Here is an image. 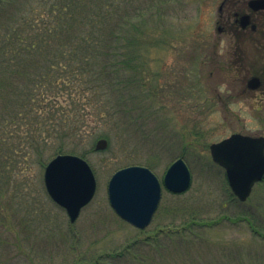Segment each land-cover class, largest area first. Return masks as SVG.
I'll return each mask as SVG.
<instances>
[{
    "label": "rangeland",
    "instance_id": "374dc122",
    "mask_svg": "<svg viewBox=\"0 0 264 264\" xmlns=\"http://www.w3.org/2000/svg\"><path fill=\"white\" fill-rule=\"evenodd\" d=\"M39 1L0 0V31L17 17L38 13L32 5ZM248 1L169 0L152 12L156 42L143 47L142 82L156 103L143 102V93L130 96L132 91H126L121 119L87 123V129L98 134L118 125L125 138L121 149L112 150L107 144L97 150L98 141L80 139L71 145L74 150L66 152L86 154L83 158L97 180L94 198L75 223L49 197L45 168L34 164L35 157L29 160L22 178L28 188L26 209L31 212L27 214L31 230L26 235L32 242L28 241L31 246L23 264H94L99 258V264H264V240L259 236L264 234V179L247 201H239L209 149L234 133L264 137V11L257 17L254 35L238 31L234 17ZM254 76L262 78V87L250 90L247 84ZM132 107L135 111L127 113ZM50 150L45 156L53 154ZM178 159L190 170L191 186L178 195L163 189L160 208L145 230L115 213L108 184L118 170L147 167L162 183ZM192 211L201 213V219L221 221L198 227L197 236L159 235L158 247L142 245L148 236L174 228L176 216ZM135 242L137 249L131 256L122 261L107 259V254L125 251ZM18 262L12 264H22Z\"/></svg>",
    "mask_w": 264,
    "mask_h": 264
},
{
    "label": "trees",
    "instance_id": "16d2710c",
    "mask_svg": "<svg viewBox=\"0 0 264 264\" xmlns=\"http://www.w3.org/2000/svg\"><path fill=\"white\" fill-rule=\"evenodd\" d=\"M168 1L40 0L32 5L39 10L32 18L17 17L0 31V264L16 259L23 264L31 246L26 235L31 230L28 188L22 178L29 160L35 157L34 164L45 168L55 156L74 150L71 145L80 139L92 144L104 139L112 150L121 149L125 138L118 125L98 134L87 129L88 121L121 119L126 91H132L130 96L143 93V102L156 103L142 82L143 47L155 44L152 12ZM49 149L53 154L47 157ZM200 214L176 216L174 228L148 236L142 245L158 247L159 235L197 236L198 227L221 221L204 220ZM259 236L264 240V234ZM136 245L107 254V259L122 261ZM101 262L99 258L94 264Z\"/></svg>",
    "mask_w": 264,
    "mask_h": 264
},
{
    "label": "water",
    "instance_id": "95a60500",
    "mask_svg": "<svg viewBox=\"0 0 264 264\" xmlns=\"http://www.w3.org/2000/svg\"><path fill=\"white\" fill-rule=\"evenodd\" d=\"M249 8L253 12L264 10V0H250ZM236 23L245 29L252 23L251 16H239ZM251 28L256 31L257 26L252 24ZM260 86L261 79L256 76L247 84L250 90H257ZM106 146L107 141L100 140L96 149ZM210 153L213 162L225 170L236 198L241 202L247 201L255 185L264 179V137L235 133L211 144ZM44 182L48 195L66 210L71 223L77 221L97 189L96 177L89 163L72 154L53 158L45 167ZM191 183V173L183 159H178L169 167L162 183L149 168L130 166L118 170L111 177L108 198L112 209L121 219L144 230L151 224L159 208L163 187L178 195L188 191Z\"/></svg>",
    "mask_w": 264,
    "mask_h": 264
},
{
    "label": "flooded vegetation",
    "instance_id": "af4514ba",
    "mask_svg": "<svg viewBox=\"0 0 264 264\" xmlns=\"http://www.w3.org/2000/svg\"><path fill=\"white\" fill-rule=\"evenodd\" d=\"M250 1V0H249ZM249 1L248 2H246V3H244L243 4V6L238 10V11H236L235 13H234V17H235V24H236V28H237V30L238 31H241V33L243 32V33H245V32H249V34L250 35H254L257 31H255V32H253V30H252V28H251V25L252 24H255V25H258L257 23H256V21H258L257 20V17H258V15L260 14V12H262V11H264V10H260V11H257V12H253L250 8H249ZM221 10H223L222 8H221ZM250 15L251 16V25H248V27L247 28H245V29H243V28H241L240 26H239V24L238 23H236V21L238 20V18H239V16H242V15Z\"/></svg>",
    "mask_w": 264,
    "mask_h": 264
}]
</instances>
